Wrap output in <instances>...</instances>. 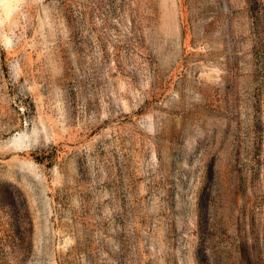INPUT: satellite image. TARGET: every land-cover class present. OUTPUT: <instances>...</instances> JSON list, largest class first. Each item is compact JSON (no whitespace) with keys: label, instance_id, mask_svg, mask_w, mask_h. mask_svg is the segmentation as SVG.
<instances>
[{"label":"rangeland","instance_id":"obj_1","mask_svg":"<svg viewBox=\"0 0 264 264\" xmlns=\"http://www.w3.org/2000/svg\"><path fill=\"white\" fill-rule=\"evenodd\" d=\"M0 264H264V0H0Z\"/></svg>","mask_w":264,"mask_h":264}]
</instances>
